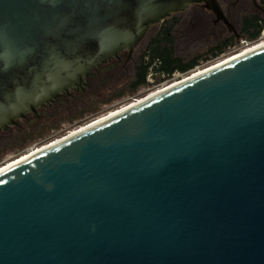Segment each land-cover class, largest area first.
Returning a JSON list of instances; mask_svg holds the SVG:
<instances>
[{"label": "water", "instance_id": "obj_1", "mask_svg": "<svg viewBox=\"0 0 264 264\" xmlns=\"http://www.w3.org/2000/svg\"><path fill=\"white\" fill-rule=\"evenodd\" d=\"M195 4L0 0V131ZM0 264H264V48L0 173Z\"/></svg>", "mask_w": 264, "mask_h": 264}, {"label": "rangeland", "instance_id": "obj_2", "mask_svg": "<svg viewBox=\"0 0 264 264\" xmlns=\"http://www.w3.org/2000/svg\"><path fill=\"white\" fill-rule=\"evenodd\" d=\"M187 15H177L181 25L176 27V50L177 54L187 60H191L206 52L210 47L216 45L222 38L228 36V31L219 28H202L195 24L184 23ZM158 26V25H157ZM152 27L145 38L135 49L132 59L125 67H119L109 72L101 73L84 92H80L74 98L62 105L54 107L51 111L36 122L21 123L20 127H12L7 131L0 132V167L27 154L35 148L46 145L69 132L86 125L87 123L105 116L110 112L120 109L127 104L150 95L157 90L189 76L193 72L211 66L241 50L264 41L244 44V40L237 45V50L224 57L211 61H202L201 66L187 75L177 74L173 80L166 81L160 85H151L148 89H142L139 93L127 92L123 97L111 104L106 101L114 94L125 89L134 77V61L138 60L145 52L149 42L157 33L158 27ZM151 84L153 77H149ZM145 92V94H143ZM143 94V95H142Z\"/></svg>", "mask_w": 264, "mask_h": 264}, {"label": "trees", "instance_id": "obj_3", "mask_svg": "<svg viewBox=\"0 0 264 264\" xmlns=\"http://www.w3.org/2000/svg\"><path fill=\"white\" fill-rule=\"evenodd\" d=\"M260 19V17L249 19L250 25L244 30V34L248 36V39L244 40L245 42L255 40L261 34L264 26L259 25ZM178 25L177 15H174L157 26L158 31L149 42L145 52L138 60L134 61L133 80L125 89L110 97L106 101L107 104L120 99L127 92L136 95L142 89H148L151 85L158 86L161 83L173 80L177 74L187 75L199 68L202 61L208 62L224 57L235 46L234 37L225 39L210 47L203 54L187 60L177 54L175 29ZM149 75H152L154 84L149 82Z\"/></svg>", "mask_w": 264, "mask_h": 264}, {"label": "flooded vegetation", "instance_id": "obj_4", "mask_svg": "<svg viewBox=\"0 0 264 264\" xmlns=\"http://www.w3.org/2000/svg\"><path fill=\"white\" fill-rule=\"evenodd\" d=\"M262 1L264 0H219V4L224 12L225 17L234 26L236 33L230 32L224 21L218 20L217 16L212 11L208 10L204 4L192 5L186 11L175 15H187L184 20V23L189 22V24H195L199 27L202 26V28L212 27L228 31V36L222 38L219 42L224 41L225 39H232V37H234L235 46L232 47L229 52L232 53L237 50V45L240 43V41L248 39V36L244 34L245 28L250 25L248 21L254 19L255 17H260L261 19L259 25L264 26V3H262ZM178 23L179 25H181L180 19H178ZM262 38H264V27L257 39L248 40L246 44L248 45L250 43L257 42ZM132 55H129L128 52H124L120 55L119 59L114 60L108 65H105L98 69L95 72L94 77L89 80V87L91 86V82L101 73L109 72L119 67H125L126 64H128L132 59ZM79 93L80 92H75L72 96L65 95L61 103H55L50 106H47L46 108L40 109V116H37L35 114H29L27 116V119L22 120L19 123V126L14 127H20L22 122L29 124L38 121L44 116L45 113L51 111L56 106L68 102Z\"/></svg>", "mask_w": 264, "mask_h": 264}, {"label": "bare ground", "instance_id": "obj_5", "mask_svg": "<svg viewBox=\"0 0 264 264\" xmlns=\"http://www.w3.org/2000/svg\"><path fill=\"white\" fill-rule=\"evenodd\" d=\"M262 48H264V41H262V42H260L258 44H255L253 46H249V47L241 50L240 52H237L234 55L229 56L228 58H225L224 60H221V61H219V62H217V63H215V64H213L211 66H208V67H206L204 69L197 70V71L193 72L192 74H190L189 76H186V77H184L181 80H177V81H175V82H173L171 84H168L167 86L161 88L160 90H157L156 92H153V93H151L150 95H148L146 97H143L141 99L135 100V101L127 104L126 106H124V107H122L120 109H117V110H114V111L110 112L109 114H107L105 116L99 117V118L87 123L86 125L81 126L80 128L69 132L67 135H65V136H63L61 138H58V139H56V140H54V141H52V142H50V143H48L46 145H43V146H41L39 148H35V149L31 150L27 154L19 157L18 159L9 162L8 164H6L3 167H0V173H2L4 171H6V170L18 165V164H20L22 162H25V161L31 159L32 157H35V156L45 152L46 150H48L50 148L58 146V145H60V144H62L64 142H66V141H68V140H70V139H72V138L84 133V132H87V131H89V130H91V129H93V128H95V127H97V126H99V125H101V124L113 119V118H115V117H118V116H120V115H122V114H124V113H126V112H128V111H130V110H132V109H134V108H136V107H138V106H140V105H142V104H144V103H146V102L158 97V96H160L161 94H163L165 92H168V91L180 86L181 84H184L185 82H188L189 80H191L193 78H196V77H198V76H200L202 74H205V73H207V72H209V71H211V70H213L215 68H218L220 66L228 64L229 62H232L234 60L242 58V57H244V56H246L248 54L256 52V51H258V50H260Z\"/></svg>", "mask_w": 264, "mask_h": 264}, {"label": "built area", "instance_id": "obj_6", "mask_svg": "<svg viewBox=\"0 0 264 264\" xmlns=\"http://www.w3.org/2000/svg\"><path fill=\"white\" fill-rule=\"evenodd\" d=\"M247 42L244 41V44H246ZM149 77H152V75H149ZM149 80V79H148ZM150 82V81H149ZM151 83V82H150Z\"/></svg>", "mask_w": 264, "mask_h": 264}]
</instances>
